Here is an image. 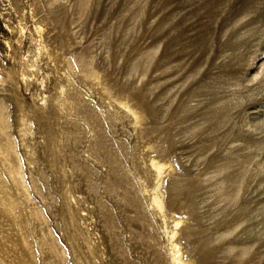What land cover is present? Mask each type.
Listing matches in <instances>:
<instances>
[{
  "label": "rangeland",
  "instance_id": "rangeland-1",
  "mask_svg": "<svg viewBox=\"0 0 264 264\" xmlns=\"http://www.w3.org/2000/svg\"><path fill=\"white\" fill-rule=\"evenodd\" d=\"M0 264H264V0H0Z\"/></svg>",
  "mask_w": 264,
  "mask_h": 264
}]
</instances>
